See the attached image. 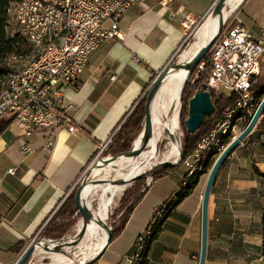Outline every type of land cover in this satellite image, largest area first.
<instances>
[{
  "label": "crops",
  "instance_id": "obj_1",
  "mask_svg": "<svg viewBox=\"0 0 264 264\" xmlns=\"http://www.w3.org/2000/svg\"><path fill=\"white\" fill-rule=\"evenodd\" d=\"M214 1L172 0L163 6L147 0L144 6L127 10L119 20L124 39L103 42L90 55L79 81L64 92L62 104L71 106L67 113L73 132L68 123L55 131L25 135L10 117L1 118L7 125L0 133V264H16L24 249L14 248L29 245L41 231L154 75L165 69L193 28L209 15ZM233 18L259 34L264 28V0H244ZM26 142L32 151L23 154ZM255 169L264 174V112L215 178L205 264H264V177ZM174 173L141 191L144 195L125 228L93 264H120L136 251L150 213L153 216L181 190L185 168ZM206 181L201 176L167 217L150 244L148 264H199Z\"/></svg>",
  "mask_w": 264,
  "mask_h": 264
},
{
  "label": "built area",
  "instance_id": "obj_2",
  "mask_svg": "<svg viewBox=\"0 0 264 264\" xmlns=\"http://www.w3.org/2000/svg\"><path fill=\"white\" fill-rule=\"evenodd\" d=\"M158 1L161 5L168 6L172 0ZM216 2L217 0L214 1L211 11ZM146 3L147 0H78L73 6L72 35L67 42V49L57 50L56 36L59 34L61 0L14 1V9L8 12V27L13 26L28 43H32V59L9 75V85L0 93V118L10 117L25 135L38 130L55 131L68 123L69 131L73 132L75 126L67 113L71 106L65 107L62 104L66 88L79 81L82 71L88 65L90 55L103 42L124 39L119 26L122 15L132 7L144 6ZM39 41H46L44 53L33 51V44ZM180 50L174 54L165 69L171 66ZM263 55L264 28L259 34H253L239 20L232 18L225 22L223 31L209 51L208 59H203L198 65L197 78L201 72H207L204 83L211 94L228 97L218 90L224 86L231 93H238L239 98L234 106L215 118L212 129L202 136L193 152L183 160L185 168L183 181L186 177H193L194 180L205 170H209V167H200L203 153H211L212 161L226 148L236 127L225 126V118L228 115L237 110H245L246 119L251 118L255 112L257 102L250 88L253 78L261 74ZM11 58L17 59L16 56ZM164 70L155 75L151 84ZM149 88L128 116L146 97ZM122 124L100 147L96 161L111 145ZM221 130H228V139H221ZM50 146L49 142L47 147ZM31 151L32 146L29 143L22 145L23 154ZM81 177L82 175L72 190ZM165 212V205L157 207L152 222L162 218ZM150 235L151 229L139 234L135 243L136 251L127 254L120 264H142L145 257H138V250H146Z\"/></svg>",
  "mask_w": 264,
  "mask_h": 264
},
{
  "label": "bare ground",
  "instance_id": "obj_3",
  "mask_svg": "<svg viewBox=\"0 0 264 264\" xmlns=\"http://www.w3.org/2000/svg\"><path fill=\"white\" fill-rule=\"evenodd\" d=\"M77 1L78 0H61L60 23H58L59 34L56 36L57 50L67 49V42L70 41V37L72 35L73 6L77 3ZM243 1L244 0L226 1L223 9L224 22L228 20L230 15H233V13L236 12ZM12 9H14V2L11 3L9 12H11ZM209 16L210 17L203 27L198 41L194 44V47L192 46L193 48L191 49L190 56L181 62L187 53V50L184 51L179 62L186 63L190 61L217 31L219 26V16ZM30 44L32 45V43ZM44 49H46V41H39V43L33 44V51L35 53H44ZM29 59H32V54L28 57L27 61H29ZM170 69L171 70L164 78L166 79V84L160 87L153 101V132L148 144L143 149L141 154L137 157L129 156V158L119 156L115 161L108 165H104L102 160H100L97 162L98 165L93 167L92 175L96 176L104 170H109L117 172L115 181L121 179L128 180L135 175L149 174L153 170L154 166L156 167L164 160L177 162L180 159V133L182 123H180L179 118V99L181 97L185 80L188 77V70L184 67L174 68L173 66H171ZM242 119H245V110L234 111L231 115H228V117L225 118V126L235 127V125L242 121ZM221 139H228V130H221ZM137 143H140V145L136 147L139 148L142 144L141 135H139L134 141V146ZM162 143H164V147H161ZM209 161H211V153H203V159H200V167H206ZM104 179L98 178L96 180L104 181ZM192 181L193 177H186L185 181H183V186L186 187ZM104 184L105 182L96 184L97 192L102 193L104 190ZM118 185L120 190L125 186L124 184ZM83 192L84 200L96 218L88 224L85 235L80 240L76 241L78 232L81 230L83 224L81 220L80 223L77 224L73 235L61 242L53 241V244H51V246L54 244L61 245L62 252L47 251L45 249L47 242L44 240H41L36 245L35 252H49L53 254V264H69L73 262L74 259H72L69 254L74 252L76 249H78L77 253L81 256L78 260V264L82 263L95 255L107 240L108 231L104 226H102V224L99 223V221L107 223V217L102 213L100 201L97 199L96 202H94L93 180L87 181ZM175 198L176 197H174V199ZM98 237L100 238L99 242L91 244L88 243V240ZM138 257H145V250H138Z\"/></svg>",
  "mask_w": 264,
  "mask_h": 264
},
{
  "label": "trees",
  "instance_id": "obj_4",
  "mask_svg": "<svg viewBox=\"0 0 264 264\" xmlns=\"http://www.w3.org/2000/svg\"><path fill=\"white\" fill-rule=\"evenodd\" d=\"M16 0H0V93L5 90L6 85L9 82V75L13 73L15 69L14 66H10L9 60L12 56H16L17 58L28 59V57L32 54V45L28 43V41L18 32H13L12 29L8 27V12L12 2ZM31 45V46H30ZM209 57V53L205 56L204 60H207ZM207 72H201L198 78L195 80L193 84H191L190 79L187 81L182 94L183 101V109H182V120H184V124H186V120L188 118V110H189V101L195 92L202 87L204 81L207 77ZM155 75L152 79L154 80ZM259 76H255L251 82V92L255 95V99L257 102V106L264 97V82H259ZM239 98V94L234 92L231 93L228 97H218L212 93L213 103L215 105V112L212 116H207L204 124L197 130L195 133H189L186 126V133L184 139V150L182 154V158L180 162L172 167H168L163 169L161 172H158L154 175L153 181L162 178L168 174H170L174 169L180 167L182 165L183 160L190 155L198 142L206 133H208L213 125L215 118L231 108L235 105L237 99ZM145 98L137 105L135 110L131 115L128 116L127 120L122 124L119 131L113 138V152L115 154L120 152L130 151L133 147V142L136 134H138L141 130H143L144 122H145ZM2 118V117H1ZM0 118V133L3 131L7 122L2 121ZM213 165V161H209L206 167H211ZM255 171L262 177V174L258 169ZM208 169L205 170L204 173H207ZM203 173V174H204ZM200 174L197 176L191 183H189L186 187L182 186L181 190L176 194V198H173L164 203L166 206V212L164 216L158 219L156 222L150 221L146 230L151 229L150 239L146 243L145 250V258L142 264H148V250L150 244L156 239L157 234L161 230V227L167 217L171 214L173 209L177 204H179L186 195L189 194L191 189L199 182L200 177L203 175ZM78 185L70 192V194L65 198L63 203L58 207V209L52 214V217L48 220L44 228L42 229L40 235L51 238V237H62L66 235L69 230L75 225L77 218L81 217L76 208L75 202V194ZM142 189L137 187L136 193L130 195V191H126L123 195L122 202L124 206V213L122 215V220L119 226H117L113 230V239L116 238L125 228L131 213L133 212L136 205L142 199L144 193H141ZM84 194V192H83ZM263 231H264V216H263ZM25 244L17 245L14 250L21 251L24 249ZM263 250H264V242H263Z\"/></svg>",
  "mask_w": 264,
  "mask_h": 264
},
{
  "label": "water",
  "instance_id": "obj_5",
  "mask_svg": "<svg viewBox=\"0 0 264 264\" xmlns=\"http://www.w3.org/2000/svg\"><path fill=\"white\" fill-rule=\"evenodd\" d=\"M227 0H217L215 3L211 14L213 16H219V26L215 34L208 40V42L200 49V51L188 62L186 63H174V68H180L184 67L188 70V77L185 80V83L183 85L182 90L184 89L187 81L192 76V74L196 71L198 65L201 63V61L205 58V56L208 54L209 50L211 49L212 45L218 38V36L221 34V32L224 29V20H223V9L225 6ZM164 80V76L158 77L150 86L147 95L145 97V122L142 132L140 133L142 144L139 148H135L134 144L130 151L126 152H120L116 154L113 157H109L106 159H102V163L104 165H108L115 161L119 156H132L137 157L141 154L143 149L148 144L152 132H153V124H152V104L153 101L162 85V82ZM215 105L213 103L212 94L209 90H207V85L204 83L200 89H198L195 94L192 96V98L189 101V110H188V118L186 120V126L189 133H195L197 130L202 127V125L205 122V119L207 116H212L215 112ZM264 112V97L258 104L255 112L249 119L247 125L245 128L238 134L235 138L232 139L226 146V148L219 154L218 158L214 161L211 170L208 174V178L205 185V190L203 194L202 199V233H201V250H200V257H199V264H205L206 262V256H207V246H208V208H209V199L211 194V189L214 184L215 178L217 176V173L219 172L221 166L225 163L226 159L233 153V151L244 141V139L247 138L248 135L251 134L255 126L257 125L260 117L262 116ZM182 156L177 162H172L170 160H164L160 162L159 165L156 166V169L163 168L166 169L168 167L175 166L179 163ZM94 165H98V163H95ZM156 173L155 170H152L150 174L154 176ZM147 174H139L131 177L128 180L121 179L115 181L118 184H124L127 185L141 177L146 176ZM88 176L84 178V180L81 182V184L78 186L75 194V202H76V208L78 213L81 215L82 220V228L78 232L77 240H80L86 233L88 224L93 220L96 219L94 214L90 211L86 201L83 197V191L88 181ZM102 226L105 227L108 231V237L104 245L101 247V249L93 255L88 260H85L82 263L79 264H93L98 258H100L107 247L110 245V243L113 240V232L111 230V227L106 222L99 221ZM46 243L45 249L47 251H54L58 252L61 250V245L59 244H53L52 239H44ZM40 241H32L22 252L19 260L16 262V264H28L30 261L32 255L35 253L36 245Z\"/></svg>",
  "mask_w": 264,
  "mask_h": 264
},
{
  "label": "rangeland",
  "instance_id": "obj_6",
  "mask_svg": "<svg viewBox=\"0 0 264 264\" xmlns=\"http://www.w3.org/2000/svg\"><path fill=\"white\" fill-rule=\"evenodd\" d=\"M242 4V3H241ZM240 7V6H239ZM238 10V9H237ZM236 10V11H237ZM212 12V11H211ZM234 14L233 15H230L227 22L232 20V18L234 17ZM209 15H212L211 13ZM207 16L202 22H200L199 24H197L191 34L189 35V37L187 38V41L186 43L184 44V46L181 48L178 56L175 58V60L170 64L171 66H173L174 63H178L179 60L181 59V55L183 54L184 51H186V55L184 57V59L181 60L184 61L185 59H187L189 56H190V52H191V49L194 47V44L198 41L199 39V36L201 34V31L204 27V25L206 24L208 18L210 16ZM13 28V26H11L9 29ZM13 32H15V29L13 28L12 29ZM193 46V47H192ZM190 48V50H189ZM210 51V50H209ZM209 53V52H208ZM26 59H23V58H17V59H10L9 62H10V66H14V68L18 69V68H21L25 63H26ZM171 66H169L168 68H171ZM165 69L161 76H165L167 75V73L171 70L169 69L168 70ZM208 75V74H207ZM190 79V82L191 84H193L195 82V80L197 79V71H195L192 76L189 78ZM259 82H264V55L263 57L261 58V74L259 75V80H258V83ZM166 84V79H164L162 85H165ZM161 85V86H162ZM182 88V87H181ZM181 90V89H180ZM218 90L220 91V93H222L224 96H230L231 94V91L228 90L227 88H225L224 86H221L218 88ZM183 92V90H182ZM181 92V97L179 99L180 101V105H179V118H180V123L181 124V133H180V142H181V156L183 154V150H184V139H185V133H186V124H184V120H182V109H183V101H182V93ZM179 96V94H178ZM250 118H246L240 122H238V124L236 125L235 127V130L233 132V134L231 135V138H230V141H232L233 138H235L238 134H240V132L245 128V126L247 125L248 121H249ZM242 122V123H241ZM142 132V130L136 134L135 136V139L134 141L137 139V137L140 135V133ZM134 144V142H133ZM140 145V143H137L135 145V148L138 147ZM161 147H164V143L161 144ZM118 154V153H117ZM116 154L113 152V142L111 143V145L106 149L104 150L98 157L97 161L93 160L88 166L87 168L84 170L83 174H82V177H81V180L78 182V186L81 184V182L84 180V178H86V176H88V181H92L93 180V192H94V196L93 198H95L94 202H96V200L98 199L100 201V207H101V210H102V213L107 217V224L109 225V227H111V230L113 232V230L120 225L121 223V220H122V215L124 213V206H123V202H122V198H123V195L125 194L126 191H130V195L133 193V195L136 193V189L137 187H140L142 190L145 189L146 187L149 186V182L151 180V182L153 181V177L152 174H147L146 176L144 177H141L127 185H125L123 188H121L120 190V187L118 184L115 183V176H116V171H109V170H104L102 171L99 175H92V169L93 167L95 166L94 164L97 163L98 161L102 160V159H106V158H109V157H113L115 156ZM97 156H98V153H97ZM124 156V155H122ZM180 156V157H181ZM126 158H129V156H124ZM218 158V157H217ZM216 158V159H217ZM212 160L213 163L214 161L216 160ZM180 162V161H179ZM183 164L172 170V172L175 171L174 174H177L178 173V170L181 169L183 170ZM212 167V166H211ZM211 167L209 168L208 172L207 173H204L202 175V177L204 176V179L205 178H208V174L211 170ZM153 170L156 171V173L158 172H161L163 170V168H158L156 169V167L154 166ZM155 173V174H156ZM107 174V175H106ZM98 178H105L104 181H99V180H96ZM174 178V177H173ZM111 181V182H110ZM104 190L102 191V193L100 192H97V188H96V184L97 183H104ZM108 184V186H107ZM121 191V192H120ZM119 193V194H118ZM121 194V195H120ZM102 198V199H100ZM104 201V202H103ZM102 205V206H101ZM103 207V208H102ZM51 217V216H50ZM152 220V213H150L149 215V218H148V222L149 220ZM150 220V221H151ZM81 221V217H78L77 218V221L75 223V225L69 230V232L62 236V237H51V238H46L42 235H40L41 231L34 237V239L32 241H41V240H44V239H52L53 241H56V242H61L63 241L64 239L70 237L71 235H73V233H75V228L77 226V224H79ZM147 222V224H148ZM150 223V222H149ZM146 224V225H147ZM46 225V224H45ZM44 225V226H45ZM146 225L142 228L141 232L140 233H144L146 231ZM117 238V237H116ZM114 238V239H116ZM113 239V240H114ZM31 241V242H32ZM90 241V242H89ZM100 241V238H94L92 240H88V243H97ZM99 245V244H98ZM28 246V245H27ZM25 246V248L27 247ZM24 248V250H25ZM58 252H62V250L58 251ZM78 252V249L74 250V252H71L69 254V256L74 259L73 262L69 263V264H78V260L81 256H79V254L77 253ZM35 254V255H34ZM30 261L28 262V264H53L54 263V259H53V254L49 253V252H35ZM75 256V257H74ZM62 264H65V263H62Z\"/></svg>",
  "mask_w": 264,
  "mask_h": 264
}]
</instances>
